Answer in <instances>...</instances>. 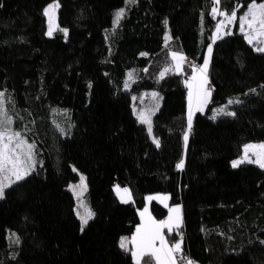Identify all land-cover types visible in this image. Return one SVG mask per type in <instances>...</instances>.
<instances>
[{
  "label": "trees",
  "instance_id": "obj_1",
  "mask_svg": "<svg viewBox=\"0 0 264 264\" xmlns=\"http://www.w3.org/2000/svg\"><path fill=\"white\" fill-rule=\"evenodd\" d=\"M51 1L0 0V89L38 157L0 198V264H136L120 241L141 221L148 193L159 191L183 206L184 222L167 236L183 239L191 261L264 264V168L232 167L246 142L264 141V52L238 24L212 43L222 18H213L212 0H58L59 29L49 36ZM251 1L220 0L218 9L241 13ZM210 44L211 97L189 131L193 67L160 73L174 67L172 52L200 67ZM154 89L159 146L133 109L134 96ZM232 99L234 116L211 118ZM56 110L69 114L65 129ZM75 167L94 213L83 230L70 187ZM116 186H129L132 200ZM150 207L156 218L168 213L156 200Z\"/></svg>",
  "mask_w": 264,
  "mask_h": 264
},
{
  "label": "snow or ice",
  "instance_id": "obj_2",
  "mask_svg": "<svg viewBox=\"0 0 264 264\" xmlns=\"http://www.w3.org/2000/svg\"><path fill=\"white\" fill-rule=\"evenodd\" d=\"M131 2V0H129ZM213 7L211 8V13L213 18L217 15L223 17L216 24V32L213 34L212 43H215L217 39H221L220 35L224 32V28L227 25L234 23L237 19V13L233 10L230 14L218 9L220 0H212ZM58 7V4L49 5L44 10V15L48 17L49 21V31L48 35H52L53 23H54V13L55 9ZM124 15V10L121 9L116 13V23H119V20ZM240 20V31L245 33V29L248 31L246 33V39L249 44H253L254 38L257 42H262L259 40L260 37H264V3L257 4L255 0L247 6V12L239 18ZM65 31L66 34V30ZM225 35H230L231 32H225ZM168 39V37H166ZM257 51L264 52V47H257ZM212 47L211 44L208 46V52L211 54ZM171 58L176 62L175 69L177 72L181 70V63L185 60V57L177 52L171 53ZM208 67V59H205L204 66L200 69H197L193 66V76L190 80L185 81V84L188 88V129L191 130L192 127V115L193 111L202 112L204 107L208 104L210 99V90H208L205 85L207 84L206 71ZM170 69L165 68L164 72L160 73L161 78L168 72ZM146 71V69H145ZM199 71L201 74L198 77L195 73ZM129 79H132V73H129ZM127 86V85H126ZM155 96L156 94L153 93ZM135 99V98H133ZM238 103L239 101L229 100L228 103ZM4 93L0 92V176L3 179H0V198L3 197L4 189L10 186L7 183H4L5 180H9L11 176H15V180L19 181L24 179L25 175L29 174V169L32 167L33 155H34V144H28L21 136L20 132H14L10 125L12 123L11 118L8 116L7 111L4 108ZM217 114L234 116L235 113L226 112L224 108L218 109ZM216 119L214 115L211 117ZM140 120L142 123L148 125V132L151 134V121L146 118L143 113L140 114ZM188 135H184L185 146L187 145ZM157 146H159V141H154ZM251 149H260L261 151L254 152L256 159L249 158V151ZM19 150V151H18ZM256 163L261 168H264V144L261 145H245L244 155L232 162V167H238L242 163ZM184 165L183 160H181L177 165V169H182ZM81 187H86L84 185V178L81 177ZM119 188L117 192L119 194ZM125 193L128 192L127 189L123 190ZM149 200L159 199L161 202L168 199L167 196L161 197H148ZM125 203L128 201L125 200ZM81 207H84L81 204ZM170 213L175 215H169L166 221L157 222L154 220L150 214H148V209L145 208L143 212L140 213L141 216V225L137 227L136 234L131 238V243L134 246V251H132V256L136 260V264H141V261L144 260V264H178L177 254L182 252L181 242H176L171 246L166 244L165 236L162 234V230L167 228L169 233L172 232L173 225L176 228L180 226V212L181 209L179 206L171 208ZM81 220L82 230L83 226L87 225L89 219L94 215L91 210L85 208V214L81 215L77 213ZM127 240L128 238H122L120 241V247L127 250ZM157 241H159L160 246L157 247ZM147 257L145 260L144 258ZM180 259L184 264H194L193 261L187 259L186 257L181 256Z\"/></svg>",
  "mask_w": 264,
  "mask_h": 264
},
{
  "label": "rangeland",
  "instance_id": "obj_3",
  "mask_svg": "<svg viewBox=\"0 0 264 264\" xmlns=\"http://www.w3.org/2000/svg\"><path fill=\"white\" fill-rule=\"evenodd\" d=\"M253 1L250 2V4L252 3ZM257 4L259 3H264V1H261V2H258V1H255ZM52 4H58V7L60 5V2H58V0H52L50 4H48L46 6V8L49 6V5H52ZM58 7L55 9V13H54V23H53V31H56L57 29H59V24H58V13H57V9ZM45 8V9H46ZM123 9V8H121ZM119 9V11L121 10ZM124 10V9H123ZM118 11V12H119ZM125 11V10H124ZM247 12L244 11V12H241V13H237V19L234 23L230 24V25H227V27L224 28V32H222L220 35H224L225 32H233L235 30V26L238 24V27H239V30H240V20L239 18L241 16H243L245 13ZM229 14L231 12H228ZM223 19V17L221 18ZM220 19V20H221ZM116 20V18H115ZM47 23L49 24V21H48V17H47ZM67 30V29H65ZM49 31V30H48ZM248 29L246 28L245 29V37H246V33H247ZM216 32V30H215ZM214 32V34H215ZM166 37H170V33H167L166 34ZM260 41L262 42H257V40L254 38V42H253V45L255 48L257 47H264V37H260L259 38ZM211 47H212V44H211ZM208 51V50H207ZM208 54V52H207ZM174 63L176 64V62L174 61ZM188 64L189 66L193 67H197L193 62L190 61V59L186 58L182 63H181V69L183 68L184 64ZM204 65H201L200 67H198L197 69H200L201 67H203ZM208 69H209V64H208V67H207V71H206V77H207V84L205 85V87L210 90V78H209V73H208ZM172 70H176L175 69V65L174 67H172ZM129 73H132V71H130ZM129 73H128V78H129ZM193 73V72H192ZM194 74V73H193ZM193 74L187 79L190 80L191 77L193 76ZM198 77H200V73L199 71H197L195 73ZM209 83V84H208ZM127 86H129V84H127ZM189 91V90H188ZM0 92H3L4 93V108L5 110L7 111L8 113V116L11 118L12 120V123L10 125L11 129L14 131V132H20L21 133V136L22 138L28 143V144H34L33 141L31 139H29L28 136H26V134L24 132H22L21 130H18L16 129L15 125H14V119H15V116L13 114H10L9 111H8V108H7V94L4 90L0 89ZM153 93H155L156 95L154 96ZM187 96H188V93H187ZM133 98H135V103L133 105V109L135 110V113L137 115V117L139 118L140 120V114L143 113L144 116L148 119H150L151 121V129H152V122H153V119H152V116L153 114L155 113V111L158 109L160 103H161V97H158V91L156 89L154 90H143V92L138 95V96H134ZM233 100V99H232ZM234 101V100H233ZM229 103H226L224 105H221L220 107H217L215 108L212 112H210V114L212 116H218L217 114V110L218 109H221V108H224L226 112H233V109H230L229 107ZM206 109H207V106L204 107V110L202 111L203 113L206 112ZM196 111H193V115L195 114ZM193 115H192V122H193ZM219 115H222V114H219ZM55 122H57L61 128L65 129L69 124H70V117H69V114L68 112L64 111V110H56V113H55ZM147 125V124H146ZM147 128H148V125H147ZM188 135V133H187ZM151 136H152V139L153 141H158V138L154 136V133H153V130L151 131ZM189 140H187L188 142ZM188 144V143H187ZM261 144H264V141H249V142H246L245 145H261ZM245 145L243 146V151L241 153V155H239L238 157H236L234 160H238L240 159L243 155H244V147ZM187 146V145H186ZM19 151V150H18ZM258 151H261L260 149H251L249 151V158L250 159H256L255 155H253L254 152H258ZM186 153V152H185ZM183 162H184V158L182 159ZM38 161V157H36V152H35V147H34V155H33V161H32V167L29 169V173L32 172L35 167H36V163ZM246 163V162H245ZM256 164V163H255ZM185 166V162H184V165ZM75 170L76 172L78 173V177L79 179L77 181H72L70 183V187L71 189L74 190L75 194H76V197H77V200H78V209L79 211L81 212L80 214L83 215L85 214V208L89 209L90 208L88 207L87 205V202H86V199H85V194L87 193V190H88V180H87V177L85 175V173L81 170H79L77 167H75ZM7 175H9L10 179L9 180H5L4 183H7L9 185L15 183V176H11L10 173H8ZM26 176V175H25ZM81 177L84 178V185H86V187H81ZM0 179H3L2 176H0ZM117 188H119V193H121V191H123L124 189H129L131 190V188L129 186H125V187H122V186H116ZM5 190V189H4ZM5 194V192H4ZM3 194V196H4ZM161 196H167L168 199L166 201H163L161 202L159 199H154L160 203H162L165 207L168 208V213L166 216L162 217V220L163 221H166L169 217V215H175V214H172L170 213V209L171 208H174V207H177L179 206V208L181 209V212H180V226L182 225V223L184 222V217H183V206L182 204L180 203H177V202H171V196L169 193L165 192V191H159V192H152V193H148V195L146 196L147 197V201H146V204L145 206H143L140 211L143 212L145 208L148 209V212L149 211H152V208L150 207L151 206V203L153 200H149L148 197H161ZM81 204L84 205V207H81ZM150 209V210H149ZM91 212L93 213V211L91 210ZM94 214V213H93ZM94 216V215H93ZM92 216V217H93ZM194 264H199L198 262L197 263H194Z\"/></svg>",
  "mask_w": 264,
  "mask_h": 264
},
{
  "label": "crops",
  "instance_id": "obj_4",
  "mask_svg": "<svg viewBox=\"0 0 264 264\" xmlns=\"http://www.w3.org/2000/svg\"><path fill=\"white\" fill-rule=\"evenodd\" d=\"M210 61V60H209ZM210 63V62H209ZM169 69H172V66L169 68ZM175 71V70H174ZM210 83V82H209ZM208 83V84H209ZM210 86H211V84H210ZM210 93H211V87H210ZM210 97H211V95H210ZM210 100V99H209ZM187 107H188V103H187ZM196 112H198V111H196ZM195 112V113H196ZM194 116V115H193ZM128 190V192L127 193H125L124 191H121V193H119V196H120V198H122L123 200H132V193H131V190H129V189H127ZM150 210V209H149ZM140 213H141V211H140ZM148 214H150L151 215V217L154 219V220H156L157 222H159V221H163L162 220V218H156L154 215H153V213H152V211H149L148 212ZM140 219H141V216H140ZM141 223H142V221H140L139 223H138V225H137V227H139L140 225H141ZM137 227L135 228V231L132 233V234H129L128 236H124V237H122V238H128V240H127V248L129 247L130 248V251L132 252V251H134L135 249H134V246H133V244L131 243V238L136 234V229H137ZM176 226L175 225H173V228H175ZM167 231H168V229L167 228H165V229H163L162 230V234L165 236V240H166V244L168 245V246H171V245H173V243L171 242V240H169V238H168V236H167ZM156 246L157 247H159L160 246V244H159V241H157V244H156ZM135 260V259H134ZM136 261V260H135ZM177 262H178V264H179V261L177 260ZM194 263H197V262H194ZM199 264H201L200 262H198Z\"/></svg>",
  "mask_w": 264,
  "mask_h": 264
},
{
  "label": "built area",
  "instance_id": "obj_5",
  "mask_svg": "<svg viewBox=\"0 0 264 264\" xmlns=\"http://www.w3.org/2000/svg\"><path fill=\"white\" fill-rule=\"evenodd\" d=\"M178 241L181 242L182 252L177 254V260L179 261V264H184V262L180 259L181 256L186 257L189 260L191 258L185 253V250L183 248V239L181 237L173 239L172 243L174 244V243H176Z\"/></svg>",
  "mask_w": 264,
  "mask_h": 264
},
{
  "label": "bare ground",
  "instance_id": "obj_6",
  "mask_svg": "<svg viewBox=\"0 0 264 264\" xmlns=\"http://www.w3.org/2000/svg\"><path fill=\"white\" fill-rule=\"evenodd\" d=\"M211 52H212V51H211ZM210 57H211V54H209V52H208L206 59H208V64H209V65H210V63H209V62H210V61H209V60H210ZM204 62H205V61H204ZM203 65H204V64H203Z\"/></svg>",
  "mask_w": 264,
  "mask_h": 264
}]
</instances>
